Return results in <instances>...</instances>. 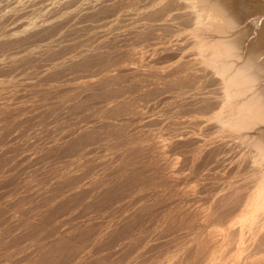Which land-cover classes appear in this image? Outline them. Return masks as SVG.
Here are the masks:
<instances>
[{"label": "rangeland", "instance_id": "374dc122", "mask_svg": "<svg viewBox=\"0 0 264 264\" xmlns=\"http://www.w3.org/2000/svg\"><path fill=\"white\" fill-rule=\"evenodd\" d=\"M14 1L0 0V264H264L238 215L264 184V157L213 120L224 87L193 56L183 10L149 18L160 0ZM244 5L255 23L245 40L263 56L264 0Z\"/></svg>", "mask_w": 264, "mask_h": 264}, {"label": "bare ground", "instance_id": "6f19581e", "mask_svg": "<svg viewBox=\"0 0 264 264\" xmlns=\"http://www.w3.org/2000/svg\"><path fill=\"white\" fill-rule=\"evenodd\" d=\"M14 1V0H13ZM18 1V0H17ZM16 1V2H17ZM34 2H36L35 0H33ZM33 1H31V3H33ZM39 1V0H38ZM42 1V4L44 3L43 0ZM58 1H61V0H58ZM67 1V0H66ZM64 2V3H67V2ZM73 1V0H71ZM79 1V0H77ZM77 1H74V3L76 4ZM91 2V0H89ZM104 1V0H103ZM102 1V2H103ZM110 1V0H108ZM118 1V0H117ZM123 1V0H122ZM148 1V0H147ZM153 1V0H152ZM156 1V0H155ZM263 1V0H262ZM2 2V1H1ZM4 2V0H3ZM7 2V0H6ZM15 2V1H14ZM21 2H24L23 0L20 1ZM40 2V1H39ZM85 2V1H84ZM101 2V1H100ZM98 2V3H100ZM107 2V0H106ZM141 2V1H139ZM253 2V1H252ZM255 2V0H254ZM19 3V1L16 3V5ZM29 3V2H28ZM63 3V2H62ZM73 3V4H74ZM87 3V1L85 2ZM121 3V2H120ZM153 3V2H152ZM157 3H159V0L157 1ZM247 3V1H246ZM249 3V2H248ZM4 3H2V6L4 7L3 5ZM30 4V3H29ZM28 4V5H29ZM35 4V3H34ZM41 4V3H40ZM41 4V5H42ZM48 4V3H47ZM46 4V5H47ZM57 3H55L56 5ZM61 4V3H60ZM69 4V3H68ZM91 4V3H90ZM140 4V3H139ZM174 4V5H173ZM257 4V3H256ZM260 4V3H259ZM9 5V4H8ZM12 5V4H11ZM27 5V4H26ZM38 5V4H36ZM64 5V4H63ZM66 5V4H65ZM84 5V4H82ZM144 5V4H143ZM151 5V3L149 4ZM177 6V8L180 9V11L183 10V15L186 16V21H185V25H187V27H189L191 29V31H189V35H187L189 37V39H191V41L194 43V47L193 49L195 48V52H194V55L193 56H196L195 59H200L202 61V63L205 65V66H208L209 68H211L212 70V73L214 71V74H212L211 76H213L216 79L219 80V83L222 85V87H224V92L222 94L223 95V103L222 101V105H220V107L217 109L219 111H216V117L213 119L215 121H217L219 124L217 125L219 127V125L222 127H224L225 125H223L222 123L225 122V124H227V128L229 127L230 131L233 132V134L237 135L238 137H240L241 139L245 138V139H248L250 140L251 142L254 140L255 142L253 143L254 145H252L251 143V148L253 147H256V149L259 150V152H261L263 154V157H264V66L263 64L261 63L260 59H264L263 56H261V53L257 54L256 52L258 50H256V52H254V49L255 47H253L251 44L252 41H247L245 40V37L247 36V32L251 29V27H253L252 25H254L255 23L251 20L248 19V16L247 14L249 13V11L247 9L249 8H246V6L244 5V0H236V1H229V0H160V4H158V7L152 11H148V13H146L147 15L143 16L142 13L143 11L141 12L140 15H142L143 17H146V16H151L149 18H152L153 15H155V17L158 15V13L161 15L162 13V16L165 14V13H171L172 14V11L174 12L175 10H178L176 8H173L174 6ZM252 5V4H251ZM49 6V4H48ZM52 6V5H51ZM50 6V7H51ZM69 6V5H68ZM71 8H72V3H71ZM74 6V5H73ZM89 6V5H88ZM103 6V5H102ZM101 6V7H102ZM108 7V5H106ZM140 6V5H139ZM11 7V6H10ZM22 7V6H19V8ZM31 7V5H30ZM111 7H115V6H111ZM110 7V8H111ZM252 7V6H251ZM255 7V6H253ZM252 7V8H253ZM0 8L1 5H0ZM8 8V7H7ZM29 8V6H28ZM35 8V7H33ZM40 8V7H39ZM37 7V9H39ZM43 8V6H42ZM44 8H45V5H44ZM52 8V7H51ZM50 8V11L54 8L51 9ZM67 9V7H64ZM63 8V9H64ZM75 8V7H74ZM77 8V6H76ZM81 8V6H80ZM87 8V7H86ZM94 8V6H93ZM117 8V7H115ZM120 8V7H119ZM141 8V6H140ZM143 8V7H142ZM141 8V9H142ZM150 8V7H149ZM153 8V7H152ZM15 9L17 10V8L15 7ZM24 9H25V6H24ZM27 9V8H26ZM36 9V8H35ZM69 9V8H68ZM92 9V7H91ZM106 9V8H105ZM104 9V11H105ZM14 10V9H13ZM41 10V9H39ZM62 10V8H61ZM75 10H78V9H75ZM84 10V9H83ZM82 10V11H83ZM86 10V9H85ZM93 10V9H92ZM100 10V9H99ZM110 10V9H109ZM137 10V9H135ZM134 10V11H135ZM139 10V9H138ZM147 10V9H146ZM144 10V13L145 11ZM11 11V10H10ZM20 11V10H19ZM30 11V10H29ZM34 11V10H33ZM31 11V12H33ZM38 11V10H37ZM48 11V10H46ZM60 11V10H59ZM66 11V10H64ZM89 11H90V8H89ZM94 11H97V10H94ZM133 11V10H131ZM133 11V12H134ZM35 12V11H34ZM57 12V11H56ZM76 12V11H75ZM85 12V11H84ZM128 12V11H127ZM125 12V13H127ZM18 13V12H17ZM23 13V12H22ZM40 13V12H38ZM79 13V12H78ZM89 13V12H88ZM91 13V12H90ZM94 13V12H93ZM124 13V14H125ZM129 13V12H128ZM127 13V14H128ZM177 13L176 15H178L179 12H175ZM179 13V14H181ZM35 14V13H34ZM58 14V13H57ZM63 14V13H62ZM67 14V13H66ZM76 14V13H75ZM121 14V13H120ZM157 14V15H156ZM171 14H168V15H171ZM9 15V14H7ZM16 15V14H14ZM18 15V14H17ZM36 15V14H35ZM54 15V14H52ZM56 15V14H55ZM71 15V13H70ZM73 15V14H72ZM86 15V13H85ZM132 15V14H131ZM129 15V16H131ZM134 15V14H133ZM167 15V14H166ZM182 15V17H183ZM24 16V15H22ZM20 16V17H22ZM74 16H77V15H74ZM73 16V17H74ZM80 16V15H79ZM93 16V15H92ZM99 16V15H98ZM106 16V14H105ZM109 16V15H108ZM112 16V15H110ZM115 16V15H114ZM127 16V17H129ZM137 16H139L137 14ZM172 16V15H171ZM19 17V18H20ZM34 17V16H33ZM58 18V16H56ZM55 17V18H56ZM69 17V15H68ZM66 16V18H68ZM103 17V16H102ZM121 18H123V16H120ZM125 17L126 15L124 16V20H125ZM147 17V18H148ZM154 17V16H153ZM154 17V18H155ZM161 17V16H160ZM15 18V17H14ZM14 18H13V22H14ZM25 18V17H24ZM54 18V19H55ZM75 18V17H74ZM88 18V17H87ZM105 18V17H104ZM142 18V17H141ZM163 18V17H162ZM175 18V16H174ZM179 18V16H178ZM177 18V19H178ZM8 19V18H7ZM53 19V18H52ZM85 19V18H84ZM94 19V18H93ZM92 19V20H93ZM106 19V18H105ZM108 19V18H107ZM136 19V18H135ZM140 19V18H139ZM144 19V18H143ZM169 19V17H168ZM166 19V20H168ZM171 19V18H170ZM185 19V18H183ZM24 20V19H23ZM46 20V19H45ZM91 20V22H92ZM102 20V19H101ZM115 20V19H114ZM122 19V22L124 21ZM165 20V19H164ZM165 20V21H166ZM26 25L28 24V18L26 16ZM47 21V20H46ZM49 21V20H48ZM96 21V19H95ZM121 20H119L120 22ZM133 21V20H132ZM141 21V20H140ZM147 21L146 19L142 22H145ZM154 21V20H153ZM158 21V20H157ZM155 21V22H157ZM169 21V20H168ZM167 21V23H168ZM243 21H245V23H243ZM63 22H64V19H63ZM85 22V21H84ZM88 22V20H87ZM112 22V21H111ZM118 22V20H117ZM125 22V21H124ZM148 22V21H147ZM146 22V23H147ZM253 22V23H251ZM65 23V22H64ZM95 23V22H94ZM109 23V22H108ZM135 23V22H133ZM160 23V22H159ZM163 23V22H162ZM162 23L160 24V26H162ZM166 23V24H167ZM169 23H172V22H169ZM177 23V22H176ZM10 24V23H9ZM17 24V23H16ZM53 24V23H52ZM51 24V25H52ZM60 24V22L58 23ZM78 24V23H77ZM132 24V23H131ZM145 24V23H144ZM148 24V23H147ZM178 24V23H177ZM182 24V23H181ZM25 25V26H26ZM104 25V24H102ZM107 25V24H106ZM150 25V24H149ZM158 25V24H157ZM171 25V24H170ZM258 25V24H257ZM49 26V25H48ZM88 26V25H86ZM85 26V27H86ZM132 26V25H131ZM159 26V25H158ZM164 26V25H163ZM173 26V24H172ZM179 26V25H178ZM182 26V25H181ZM89 27V26H88ZM101 27V26H99ZM104 27V26H103ZM115 27V26H114ZM176 27V26H174ZM185 27V26H184ZM44 29V27H40V29ZM47 28V27H45ZM98 28V26H97ZM123 28V27H121ZM120 27L118 29H121ZM149 28V27H148ZM162 28V27H161ZM167 28V27H165ZM173 28V27H172ZM181 28V27H180ZM11 29V28H10ZM38 29V30H40ZM92 29V28H90ZM94 29V28H93ZM114 29V28H112ZM139 29V27H138ZM146 29V27H145ZM154 29V28H153ZM8 30V29H7ZM108 30V29H107ZM111 30V29H110ZM116 30V29H114ZM112 30V31H114ZM131 30V29H130ZM133 30V29H132ZM163 30V29H162ZM182 30V29H181ZM186 30V29H185ZM188 30V28H187ZM186 30V31H187ZM252 30V29H251ZM117 31V30H116ZM144 31V30H143ZM147 31V30H146ZM160 31V30H158ZM179 31V30H178ZM32 32V31H31ZM35 33H38L37 31H34ZM42 32V31H41ZM77 32V31H76ZM105 32V31H103ZM127 32V31H126ZM133 32V31H132ZM142 32V31H141ZM152 32V31H151ZM163 32V31H162ZM188 32V31H187ZM186 32V34H187ZM29 33V32H28ZM68 33V32H67ZM102 33V32H101ZM123 33V32H121ZM125 33V31H124ZM150 33V32H149ZM167 33V32H166ZM48 34V33H47ZM69 34V33H68ZM97 34V33H96ZM118 34V33H117ZM132 34V33H131ZM144 34V33H143ZM183 35L185 34L184 32L182 33ZM249 34V32H248ZM253 34V33H251ZM80 35V34H79ZM109 35V34H108ZM137 35V34H136ZM176 35V34H175ZM175 35H174V38H175ZM180 35V34H179ZM250 35V34H249ZM30 36V34H29ZM61 36V35H60ZM83 36V35H82ZM102 36H105V35H102ZM126 36V35H125ZM129 36V35H128ZM138 36V35H137ZM181 36V35H180ZM254 36V35H253ZM100 38V33H99V36ZM186 37V36H185ZM187 37V39H188ZM248 37V36H247ZM246 37V38H247ZM21 37H19L20 39ZM28 38V37H27ZM62 38V37H61ZM112 38V37H111ZM131 38V37H130ZM134 38V37H133ZM137 38V37H136ZM139 38V37H138ZM144 38V37H143ZM146 38V37H145ZM173 38V39H174ZM177 38V36H176ZM57 39V38H56ZM55 39V40H56ZM151 39V38H150ZM149 39V40H150ZM186 39V38H185ZM186 39V41H187ZM253 39V38H252ZM251 39V40H252ZM255 39V38H254ZM59 40V39H57ZM90 40V39H89ZM136 40V39H135ZM141 40V39H140ZM146 40V39H145ZM250 40V39H248ZM106 41V40H105ZM148 41V40H147ZM175 41V40H174ZM180 41V40H178ZM184 41V40H183ZM189 41V40H188ZM187 41V42H188ZM190 41V42H191ZM53 42V41H52ZM50 42V43H52ZM58 42V41H56ZM63 42V41H62ZM102 42V41H101ZM107 42V41H106ZM125 42V41H124ZM134 42V41H133ZM141 42V41H140ZM176 42V41H175ZM189 42V43H190ZM256 42V41H255ZM55 43V42H54ZM103 43V42H102ZM169 43V42H168ZM173 43V42H172ZM254 43V42H253ZM132 44V43H131ZM140 44V43H139ZM184 44V43H183ZM255 44V43H254ZM130 45V44H129ZM134 45V44H133ZM161 45V44H160ZM178 45V44H176ZM180 45V44H179ZM192 45V44H190ZM192 45V46H193ZM76 46V45H75ZM100 46V44H99ZM137 46V45H136ZM157 46V45H156ZM19 47V46H18ZM52 47V45L50 46V48ZM87 47V45H86ZM97 47V46H96ZM184 47V46H183ZM187 47V46H186ZM49 49V48H48ZM61 49V48H60ZM101 49V48H100ZM179 49V48H178ZM184 49V48H183ZM256 49V48H255ZM76 50V49H75ZM155 50V49H154ZM166 50V49H165ZM59 51V49H58ZM63 51V50H62ZM84 51V50H83ZM151 51V50H150ZM170 51V50H169ZM168 51V52H169ZM176 51V50H175ZM79 52V51H78ZM77 52V53H78ZM85 52V51H84ZM171 52V51H170ZM262 52V51H261ZM68 53V52H67ZM76 53V54H77ZM152 53V52H150ZM263 53V52H262ZM107 54V53H106ZM177 53H175L176 55ZM184 54V53H183ZM264 54V53H263ZM169 55V54H168ZM178 55V54H177ZM192 55V54H190ZM73 56V55H72ZM76 56V55H75ZM103 56V55H102ZM187 56V55H186ZM46 57V56H45ZM60 57V56H59ZM71 57V56H70ZM101 57V56H100ZM117 57V56H116ZM182 57V56H181ZM183 58V57H182ZM185 58V57H184ZM189 59H191L189 56H188ZM105 59V58H104ZM113 59V58H112ZM172 59V58H171ZM178 59V58H177ZM187 59V57L185 58ZM50 60V59H49ZM116 60V59H114ZM112 60V61H114ZM170 60V59H169ZM17 61V60H16ZM46 61V60H45ZM122 61V60H120ZM13 62V61H12ZM133 62V61H132ZM175 62V61H174ZM173 62V63H174ZM80 63V62H79ZM118 63V62H117ZM116 63V64H117ZM166 63V62H165ZM200 63V62H199ZM202 63H200V65H202ZM62 65V64H60ZM82 65V64H81ZM111 65V64H110ZM164 65V64H163ZM178 65V64H177ZM181 65V64H179ZM199 65V64H198ZM58 66V65H57ZM56 66V67H57ZM108 66V65H107ZM113 66V65H112ZM8 67V66H7ZM105 68V67H104ZM108 68V67H107ZM106 68V69H107ZM163 68V67H162ZM207 69V67H205ZM8 69V68H7ZM177 69V68H176ZM189 69V68H188ZM192 69V68H191ZM166 70V69H165ZM175 70V69H174ZM180 70V69H179ZM187 70V69H186ZM209 69V71H211ZM161 71V70H160ZM176 71V70H175ZM203 71V70H202ZM201 71V72H202ZM167 72V71H166ZM187 73L189 71H186ZM150 73V72H149ZM171 73V72H170ZM203 73V72H202ZM209 73V72H208ZM173 74V73H172ZM171 74V75H172ZM183 74V73H182ZM153 75V74H151ZM167 75V74H165ZM198 75V74H197ZM201 75V74H200ZM216 75V77L214 76ZM120 76V75H119ZM136 76V75H134ZM157 77V75H155ZM203 76V75H202ZM86 77V76H85ZM122 77V76H121ZM206 77V76H205ZM78 78V77H77ZM112 78V77H110ZM180 78V77H179ZM175 79V78H174ZM178 79V78H177ZM188 79V78H187ZM206 79V78H205ZM203 80V78H202ZM179 81V80H178ZM177 81V82H178ZM187 81V80H186ZM192 81V80H191ZM204 81V80H203ZM103 82V81H102ZM116 82V81H114ZM153 82V81H152ZM174 82V81H173ZM183 82V81H182ZM190 82V81H189ZM209 82V81H208ZM213 82V81H211ZM100 83V82H99ZM112 83V82H111ZM179 83V82H178ZM193 83V82H191ZM60 84V83H59ZM95 84V83H94ZM93 84V85H94ZM105 84V83H104ZM171 84V83H169ZM168 84V85H169ZM173 84V83H172ZM202 84V83H201ZM204 84V83H203ZM218 84V83H217ZM219 84V87H221V85ZM167 85V83H166ZM209 85V84H208ZM175 86L177 87V85L175 84ZM184 87L186 85H183ZM201 86V85H200ZM101 87V86H100ZM105 87V86H103ZM131 87V86H130ZM161 87V85H160ZM189 87V86H188ZM203 87V86H202ZM163 88V86H162ZM169 88V87H168ZM204 88V87H203ZM217 88V87H216ZM190 89V88H189ZM215 89V88H214ZM220 89V88H219ZM121 90V89H120ZM125 90V89H123ZM156 90V88H155ZM191 90V89H190ZM210 90V88H209ZM216 90V89H215ZM158 91V90H157ZM220 91V90H219ZM31 92V91H30ZM147 92V91H146ZM161 92V91H160ZM199 92V91H198ZM213 92H215L213 90ZM217 92V91H216ZM215 92V93H216ZM105 93V92H104ZM195 93V92H194ZM209 93V92H208ZM111 94V93H110ZM124 94V93H123ZM185 94V93H184ZM199 94V93H197ZM220 94V93H219ZM145 95V94H144ZM161 95V94H160ZM176 95V94H175ZM178 95V94H177ZM176 95V96H177ZM193 95V94H191ZM184 96V95H183ZM216 96V94H215ZM222 96V95H221ZM225 96V98H224ZM148 97V96H147ZM178 97V96H177ZM192 97V96H191ZM214 97V96H213ZM22 98V97H21ZM135 98V97H134ZM139 98V96H138ZM143 98V97H142ZM146 98V97H145ZM197 98V97H196ZM202 98V97H201ZM219 98V97H218ZM137 99V98H136ZM167 99V98H166ZM205 99V98H203ZM226 99V101H225ZM143 100V99H142ZM169 100V99H168ZM184 100V99H183ZM189 100V99H188ZM187 100V101H188ZM202 100V99H201ZM209 100V99H208ZM214 100V99H213ZM165 101V99H164ZM176 101V100H175ZM192 102V101H191ZM184 103V102H183ZM187 103V102H185ZM129 104V103H128ZM173 104V103H172ZM191 104V103H190ZM131 105V104H130ZM178 105V104H177ZM205 105V104H204ZM210 105V104H209ZM167 106V105H166ZM173 106V105H172ZM179 106V105H178ZM188 106V105H187ZM195 106V105H194ZM198 106V105H197ZM201 106V105H200ZM217 106V105H216ZM117 107V106H116ZM176 107V106H175ZM181 107V106H180ZM184 107V106H183ZM191 107V106H190ZM189 107V108H190ZM193 107V106H192ZM191 107V108H192ZM205 107V106H204ZM210 107V106H209ZM147 108V107H145ZM149 108V107H148ZM169 108V107H168ZM186 108V107H185ZM201 108V107H200ZM112 109V108H111ZM188 109V108H187ZM207 109V108H206ZM125 110V109H124ZM184 110V109H183ZM190 110V109H189ZM193 110V109H192ZM201 110V109H200ZM122 111V110H121ZM160 111V110H159ZM166 111V110H165ZM178 111V110H177ZM104 113V112H103ZM129 113V112H128ZM189 113V112H188ZM191 113V112H190ZM174 114V113H173ZM182 114V113H181ZM203 114V113H202ZM204 115V114H203ZM88 116V115H87ZM177 116V115H176ZM189 116V115H188ZM202 116V115H201ZM212 116H213V113H212ZM211 116V117H212ZM100 117V116H99ZM111 117V116H110ZM122 117V116H121ZM153 117V116H152ZM210 117V118H211ZM82 118V117H81ZM158 118V117H157ZM156 118V119H157ZM168 118V116H167ZM182 118V117H180ZM209 118V119H210ZM153 119V118H152ZM159 119V118H158ZM165 119V118H164ZM169 119V118H168ZM178 119V118H177ZM187 119V118H186ZM208 119V120H209ZM212 119V118H211ZM161 120V119H160ZM205 120V119H204ZM170 121V120H169ZM185 121V120H184ZM194 121V120H193ZM198 121V118L197 120ZM156 122V121H155ZM167 122V121H166ZM190 122V121H189ZM205 122V121H204ZM216 122V123H217ZM152 123V122H151ZM179 123V122H178ZM194 123V122H193ZM208 123V122H207ZM211 123V122H210ZM9 124V123H7ZM6 124V125H7ZM155 124V123H154ZM183 124V123H182ZM191 124V123H190ZM203 124V123H202ZM164 125V124H163ZM171 125V124H170ZM169 125V126H170ZM200 125V124H199ZM215 125V124H214ZM148 126V125H147ZM168 126V125H167ZM192 126V125H191ZM195 126V125H194ZM202 126V125H201ZM200 126V127H201ZM225 126V127H226ZM173 127V126H172ZM177 127V126H176ZM187 127V126H186ZM199 127V128H200ZM206 127V125H205ZM164 128V127H163ZM196 128V127H195ZM204 128V127H202ZM227 128H226V131H227ZM190 129V128H189ZM207 129V128H206ZM224 129V128H222ZM220 129V130H222ZM228 129V130H229ZM172 130V129H171ZM203 130V129H202ZM205 130V128H204ZM225 130V129H224ZM223 130V131H224ZM158 131V130H157ZM169 131V130H168ZM193 131V130H192ZM195 131V130H194ZM218 131V130H217ZM221 131V132H223ZM225 131V132H226ZM171 132V131H170ZM174 132V131H173ZM177 132V131H176ZM196 132V131H195ZM211 132V131H210ZM214 132V131H213ZM229 132V131H228ZM227 132V134H228ZM183 133V132H182ZM201 133V132H200ZM216 133V132H215ZM219 133V132H218ZM230 133V132H229ZM123 134V133H122ZM232 134V133H231ZM232 134V136H233ZM88 135V134H87ZM132 135V134H131ZM211 135V134H210ZM214 135V133H213ZM217 135V134H216ZM199 136V135H198ZM204 136V135H203ZM209 136V135H208ZM225 136V135H224ZM227 136V135H226ZM231 136V135H230ZM228 136V137H230ZM237 136H235L236 138H238ZM179 137V136H178ZM177 137V138H178ZM181 137V136H180ZM220 137V136H219ZM174 138V137H173ZM184 138V137H182ZM202 138V137H201ZM206 138V137H204ZM233 138V137H231ZM240 138H238L240 140ZM187 139V138H185ZM213 139V138H212ZM221 139V138H220ZM223 139V138H222ZM227 139V138H226ZM165 140V138H164ZM169 140V139H168ZM179 140V139H178ZM189 140V139H188ZM214 140V139H213ZM233 140V139H232ZM217 141V140H216ZM221 141V140H220ZM223 141V140H222ZM235 141V139H234ZM233 141V143H234ZM242 141V140H241ZM240 141V142H241ZM245 141V140H243ZM132 142V141H131ZM165 142V141H164ZM209 142V140H208ZM238 142V143H240ZM237 143V144H238ZM247 143V146L249 145L248 144V141L246 142ZM245 143V144H246ZM66 144V143H65ZM95 144V143H94ZM172 144V143H171ZM207 144V143H206ZM227 144V143H226ZM236 144V145H237ZM175 145V144H174ZM195 145V144H194ZM210 145V144H209ZM187 146V145H186ZM215 146V145H214ZM232 146V145H231ZM241 146V145H240ZM243 146V145H242ZM250 146V145H249ZM111 147V146H109ZM177 147V146H176ZM239 147V146H238ZM114 148V146L112 147ZM136 148V147H135ZM191 148V147H190ZM216 148V147H215ZM233 148V147H232ZM132 149V148H131ZM177 149V148H176ZM225 149V148H224ZM250 149V148H249ZM255 150V148H253ZM178 150V149H177ZM182 150V149H181ZM218 150V148H217ZM230 150V149H229ZM228 150V151H229ZM252 150V149H251ZM252 150V151H254ZM74 151V150H73ZM76 151V150H75ZM140 151V150H139ZM226 151V150H225ZM257 151V150H255ZM254 151V152H255ZM249 152V151H248ZM131 153V152H130ZM136 153V152H135ZM199 153V152H198ZM256 153V152H255ZM254 155V153H252ZM69 155V154H68ZM107 155V154H106ZM140 155V154H139ZM137 154V156H139ZM255 155H258L257 153ZM254 155V156H255ZM260 155V153H259ZM248 156V155H247ZM261 156V155H260ZM258 156V159L259 157ZM129 157V156H128ZM144 157V156H143ZM142 157V158H143ZM200 157V156H199ZM257 156H255L256 158ZM141 159V158H140ZM177 159V158H176ZM208 159V158H207ZM212 159V158H210ZM251 159V158H250ZM256 159V160H258ZM263 160V158H261ZM260 159V161H261ZM216 160V159H215ZM137 162V160H135ZM254 161V160H253ZM252 161V162H253ZM234 162V161H233ZM258 162V161H257ZM105 163V162H103ZM141 163V162H140ZM259 163V162H258ZM81 164V163H80ZM204 164V163H203ZM211 164V163H210ZM242 164V163H240ZM257 164V163H255ZM254 164V165H255ZM259 164H261V166H258L261 167L259 170H261V174L264 176V161L260 162ZM226 165V164H225ZM176 166V165H175ZM227 166V165H226ZM233 166V165H232ZM239 166V165H238ZM244 166V165H243ZM249 166V165H248ZM251 166V165H250ZM249 166V167H250ZM257 166V167H258ZM152 167V166H151ZM229 167V166H228ZM231 167V166H230ZM235 167V166H234ZM252 167V166H251ZM109 168V167H108ZM253 168V167H252ZM1 169V168H0ZM149 169V168H148ZM246 169V168H245ZM106 170V169H105ZM104 170V171H105ZM210 170V169H209ZM231 170V169H230ZM237 170V169H236ZM258 171V169H256ZM246 171V170H245ZM78 172V171H77ZM236 172V171H235ZM259 172V171H258ZM258 172H256L258 174ZM228 173V172H227ZM234 173V172H233ZM237 173V172H236ZM252 173V172H251ZM255 173V174H256ZM95 174V173H94ZM238 174V173H237ZM241 174V173H240ZM248 174V173H247ZM260 174V175H261ZM155 175V174H153ZM126 176V175H125ZM152 176V175H151ZM211 176V175H210ZM240 176V175H239ZM249 176V175H248ZM258 177V176H256ZM104 178V177H103ZM141 178V177H140ZM147 178V177H146ZM149 178V177H148ZM237 178V177H236ZM240 178V177H239ZM244 178V177H243ZM110 179V178H109ZM130 179V178H129ZM223 179V177H222ZM241 179V178H240ZM261 179L263 180L264 178L261 177ZM166 180V179H165ZM245 180V178L243 179ZM251 181V179H249ZM253 180V179H252ZM259 180V178L257 179ZM239 181V180H238ZM242 181V180H241ZM255 181V180H254ZM253 181V182H254ZM264 181V180H263ZM133 182V181H132ZM157 182V181H156ZM258 182V181H257ZM256 182V184H257ZM138 183V182H137ZM259 183V182H258ZM261 183V182H260ZM260 183L258 184V190H256L255 192H252L250 195L249 192L248 196H246L243 200L244 202L243 203H240L239 204V220L241 221V223L243 222V225L244 224H248L247 226H249V228L246 227V229L248 230V232L251 234L252 238L255 239L257 241V246L261 249H263V252H264V184L262 186H260ZM264 183V182H263ZM147 184V183H146ZM208 184V183H207ZM133 185V184H132ZM173 185V184H172ZM242 185V184H241ZM141 186V185H140ZM165 186V185H164ZM218 186V185H217ZM216 186V187H217ZM250 186V185H249ZM33 187V186H32ZM153 187V186H152ZM220 187V186H219ZM254 187V186H253ZM145 188V187H143ZM244 188V186H243ZM256 188V187H255ZM142 189V188H141ZM203 189V188H202ZM225 189V188H224ZM246 189V188H245ZM244 189V190H245ZM82 191V190H81ZM249 191V190H248ZM48 193V192H47ZM31 195V194H30ZM133 195V194H132ZM149 195V194H148ZM218 195V194H217ZM235 195V194H234ZM237 195V194H236ZM242 195V194H241ZM225 196V195H224ZM218 197V196H217ZM125 198V197H124ZM188 198V197H187ZM221 198V197H220ZM243 198V197H242ZM172 200V199H171ZM216 200V199H215ZM239 200V199H238ZM242 200V201H243ZM214 201V200H213ZM219 201V200H217ZM230 201V200H229ZM228 201V202H229ZM220 203V202H219ZM131 204V203H130ZM225 204V203H224ZM129 205V204H128ZM152 205V204H151ZM238 206V205H237ZM129 207V206H128ZM151 207V206H150ZM149 207V209H150ZM230 207V206H229ZM17 208V207H16ZM163 208V207H162ZM222 208V207H221ZM238 209V208H237ZM229 215V214H228ZM129 218V217H128ZM153 218V217H152ZM239 220L237 219V222L239 223ZM22 222V221H21ZM237 223V224H238ZM217 224V223H216ZM232 224V223H231ZM235 224V223H234ZM235 225V226H238L239 228V225ZM234 226V227H235ZM245 229V231H246ZM95 230V229H94ZM228 230V229H227ZM231 230V229H230ZM232 230H236V229H233ZM231 230V231H232ZM218 231V230H217ZM216 231V232H217ZM237 231H239L237 229ZM247 232V231H246ZM237 233V232H236ZM244 233V232H243ZM242 233V237H244L247 233L243 234ZM228 235V234H226ZM237 236V235H236ZM235 237V236H234ZM246 237V236H245ZM217 238V237H215ZM227 238V237H226ZM237 238V237H236ZM253 239H251L253 241ZM215 240V239H214ZM227 240V239H226ZM254 240V241H255ZM99 241V240H98ZM205 241V240H204ZM213 241V240H211ZM250 241V240H249ZM206 242V241H205ZM216 242V241H215ZM221 242V241H220ZM223 242V241H222ZM234 243H236V239L235 241H233ZM219 243V242H218ZM217 243V244H218ZM241 243V242H240ZM210 244V243H209ZM216 244V245H217ZM221 243H219L220 245ZM223 244V243H222ZM221 244V245H222ZM249 244V243H248ZM246 244V245H248ZM235 245V244H234ZM215 246V244L213 245ZM213 246H212V249H213ZM218 246V245H217ZM226 246V245H225ZM253 246V244H252ZM256 246V247H257ZM205 247V246H204ZM211 247V246H210ZM216 247V246H215ZM241 247V246H240ZM245 247V246H244ZM206 248H208L206 246ZM236 249V247H234ZM258 248V249H259ZM204 249V248H203ZM210 251H211V248H209ZM246 249V248H245ZM216 250V249H215ZM214 250V251H215ZM248 250V249H247ZM259 251V250H258ZM216 252V251H215ZM242 252V251H241ZM211 253H214V252H211ZM229 253V252H228ZM77 254V253H76ZM206 254V253H205ZM235 254V253H234ZM240 254V253H239ZM256 254V253H255ZM73 255V254H72ZM208 255H210V253H208ZM214 255V254H213ZM216 255V254H215ZM233 255V254H232ZM236 255V254H235ZM247 255V254H246ZM245 255V256H246ZM249 255V254H248ZM217 256V255H216ZM46 258V257H45ZM211 258V257H210ZM214 258V257H213ZM219 259V258H218ZM223 259V257H222ZM211 260V259H210ZM39 261V260H38ZM50 261V260H49ZM212 264H213V260H211ZM218 261V260H217ZM238 261V260H237ZM55 262V261H54ZM225 262V261H223ZM227 262V261H226ZM225 262V264H226ZM205 263V262H204ZM210 263V264H211ZM218 263V262H217ZM230 263V262H228ZM253 263V262H252ZM35 264V263H34ZM209 264V263H207ZM240 264V263H239Z\"/></svg>", "mask_w": 264, "mask_h": 264}]
</instances>
